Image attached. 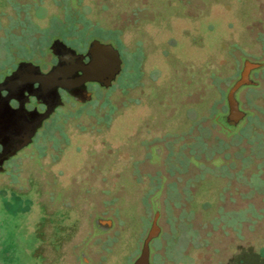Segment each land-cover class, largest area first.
<instances>
[{
  "label": "rangeland",
  "instance_id": "374dc122",
  "mask_svg": "<svg viewBox=\"0 0 264 264\" xmlns=\"http://www.w3.org/2000/svg\"><path fill=\"white\" fill-rule=\"evenodd\" d=\"M55 36L121 70L4 162L0 264H131L155 214L151 264H264V0H0V74L44 68Z\"/></svg>",
  "mask_w": 264,
  "mask_h": 264
},
{
  "label": "water",
  "instance_id": "95a60500",
  "mask_svg": "<svg viewBox=\"0 0 264 264\" xmlns=\"http://www.w3.org/2000/svg\"><path fill=\"white\" fill-rule=\"evenodd\" d=\"M55 55H60L58 62L47 72H42L38 66L29 62H22L18 68L3 82L0 88H14L15 84L23 82L30 76L32 83H37L33 91L38 101L46 102L48 107L42 113H36L27 121L21 110H11L8 105L0 103V171L3 162L13 156L17 151L28 145L42 121L46 119L53 109L62 103L58 88L71 94L80 102L91 99V92L86 89L87 82H95L101 87H109L121 70L119 51L110 43L93 39L85 55L76 53L59 40L51 45ZM261 63L245 59L238 79L229 88L226 94L228 112L224 116L227 125L235 126L244 117L245 112L239 108L234 96L235 91L241 86L254 85L255 82L249 75L252 70L261 67ZM158 214H155L149 230L143 240L138 257L131 264H151L149 261V243L159 235L160 227L157 224ZM98 223L104 228L111 225L108 219H99Z\"/></svg>",
  "mask_w": 264,
  "mask_h": 264
},
{
  "label": "flooded vegetation",
  "instance_id": "af4514ba",
  "mask_svg": "<svg viewBox=\"0 0 264 264\" xmlns=\"http://www.w3.org/2000/svg\"><path fill=\"white\" fill-rule=\"evenodd\" d=\"M55 40H60V38H57V39L53 38L50 40L51 42L48 46V50L50 51V56H49V58L45 59V67L44 68H42L41 65L34 63L32 61H29V60H19L7 72L0 74V83L3 82V80L7 76L11 75L18 68L19 64L22 62L32 63L33 65L38 66L42 72L49 71L58 62V60L60 58V55H55L50 48L52 43ZM88 45H89V43H88ZM88 45L81 51H77L75 49L74 50L76 53L85 55L86 51L88 49ZM66 46L70 47L68 45H66ZM70 48H72V47H70ZM87 60H88V57L85 55L84 61L86 62ZM25 78L26 79L23 82H20L17 85L15 84L13 89L12 88L8 89L5 86H2V88H0V103L8 105L11 110H14L13 112H15V110H21L22 113L24 112L23 114L25 115L27 121H30L31 120L30 117H32L37 112L42 113V112L46 111L48 105L46 102L38 101L36 96L32 94L34 89L37 87L38 84L36 82L32 83L30 81V76H26ZM92 84L98 85L95 82H87L86 83V89L88 90V86L92 85ZM58 93H59V96H60L62 103L53 109V111L49 114V116L42 121V124L44 121L48 120L53 115V113L56 111L57 108L62 106L63 98L72 99V100L79 102V103L88 102V101L80 102L79 100L74 98L71 94H69L67 91H65L61 88H58ZM0 150H1V145H0ZM4 162H3V164H4Z\"/></svg>",
  "mask_w": 264,
  "mask_h": 264
},
{
  "label": "trees",
  "instance_id": "16d2710c",
  "mask_svg": "<svg viewBox=\"0 0 264 264\" xmlns=\"http://www.w3.org/2000/svg\"><path fill=\"white\" fill-rule=\"evenodd\" d=\"M75 15H76V14H74V17H75ZM75 21H76V20L73 18V22L71 21L72 24H71V26H70L71 29H69L67 32H71L74 28H76V25H75L76 23H75ZM30 24H32V26H33V23H32L31 21H30ZM62 32H63V31H62ZM54 38H56V36H55ZM87 103H88V102H86V104H87ZM81 104L84 105L85 103H81ZM56 125H57V124H56V121H55L54 124H52V126H49V128H48V132H49L51 129L56 128ZM65 230H68V231H69L70 228L65 229ZM65 230H64V231H65ZM64 231H62L63 234L69 233L68 231H65V232H64ZM62 232H61V233H62ZM50 237H51V236H48V239H50ZM54 239H56V238H54ZM48 243H49V240H48ZM57 244H58V241H55V240H54V242H53L52 245L55 247Z\"/></svg>",
  "mask_w": 264,
  "mask_h": 264
}]
</instances>
